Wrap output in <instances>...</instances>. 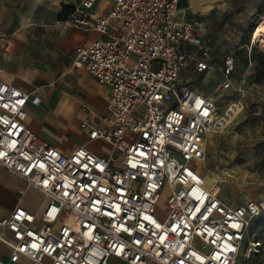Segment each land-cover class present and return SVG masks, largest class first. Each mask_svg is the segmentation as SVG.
<instances>
[{"label":"built area","instance_id":"2783aa9c","mask_svg":"<svg viewBox=\"0 0 264 264\" xmlns=\"http://www.w3.org/2000/svg\"><path fill=\"white\" fill-rule=\"evenodd\" d=\"M98 1L81 0L68 22L102 35L75 49L74 65L110 90L108 111L80 124L108 152L80 145L66 154L42 139L26 124L28 103L42 99L7 82L0 65V164L49 198L40 216L17 206L0 220L10 262L237 264L264 198L229 204L191 165L205 162L216 129V102L186 77L212 68L203 23L182 14L181 0H113L102 13ZM236 67L226 54L224 88Z\"/></svg>","mask_w":264,"mask_h":264},{"label":"rangeland","instance_id":"374dc122","mask_svg":"<svg viewBox=\"0 0 264 264\" xmlns=\"http://www.w3.org/2000/svg\"><path fill=\"white\" fill-rule=\"evenodd\" d=\"M49 1L57 4L61 0ZM65 1H67L65 4L71 5L81 3V0ZM235 2L231 15L225 16L223 20H216L213 16L216 27L209 28L206 25L201 29V32H204L203 38L210 48L212 68L204 74L189 71L186 75L193 88L213 98L217 104V118H221L218 132L210 134L205 162L193 161L191 165L203 171L207 176L208 184L215 186V195L229 204L264 198V42L253 43L252 40L253 30L263 16L264 5L258 6V0H235ZM5 10V0H0V31L3 33L11 32L19 23L32 19L35 15L30 9L24 13L21 5L17 7L15 5L8 15L7 23H3V26L1 20ZM56 21L58 25V20ZM226 54H233L237 61L236 71L232 76L233 83L229 88L223 87L225 78L222 67ZM59 57L64 60L65 65L57 72L56 90L51 96L44 94V97L49 100L50 105H54L66 94L80 101L86 99L89 91L85 89L83 81L90 80L89 75L84 76L88 71L75 67L74 58H72L73 63L70 64L65 55ZM79 109L81 110V107ZM83 109L86 108L83 106ZM82 112L83 115L89 114L88 109ZM61 117L68 127L73 120L75 124L79 119L81 120V117L69 118L65 110L62 111ZM85 118L90 116L85 115ZM37 119L40 120L38 117ZM48 124L54 125V122L49 120L46 127L54 133L52 136L59 138L65 146H70L73 141L79 140L77 136L69 135L68 127L65 133L61 132L59 136L60 130ZM169 194V187L165 186L157 208L159 217L166 214ZM258 241L261 246H255L254 243ZM262 263H264V225L259 218H255L243 242L237 264ZM109 264L121 263L113 257Z\"/></svg>","mask_w":264,"mask_h":264},{"label":"crops","instance_id":"0c3cea01","mask_svg":"<svg viewBox=\"0 0 264 264\" xmlns=\"http://www.w3.org/2000/svg\"><path fill=\"white\" fill-rule=\"evenodd\" d=\"M63 3H67V1L61 0L55 4L49 0H5L6 10L3 12L1 20L3 26V23H7L8 15L15 5L16 7L21 5L22 12L25 13L30 9L35 15L32 19L19 23L11 32L0 31V65L4 70L3 77L7 82L30 93L32 98L38 96L42 99L40 106H36L32 100L28 103L26 118L27 126L42 139L66 154H70L80 145H84L96 153L104 154L108 152L110 144L102 140L91 141L87 132L79 126L85 120V115L92 117L94 114H103L108 111L110 90L107 86L99 83L87 70L88 73L85 72L84 76L89 75L90 80L84 82L83 78L81 81H83L85 89L89 91V95L86 99H81L83 103L80 99H73L66 94L64 97H60L54 105H50L49 100L44 97V94L51 96L56 90L57 72L62 70L65 65L59 55H65L72 64V58L75 60L77 47L88 46L102 36L96 30L86 31L79 26L70 24L68 20L59 21L57 14L61 11ZM112 3L113 0H99L96 12L106 11ZM180 3H182L180 5L182 14L188 19L199 20L203 26L208 25L209 28H214L216 22L213 16L216 20H223L225 16L231 15L236 2L235 0H181ZM257 5H264V0H258ZM240 18L242 17L240 16ZM56 20H58V25ZM235 20L239 21L238 18ZM62 23L66 25L61 26ZM201 35L204 37V32H201ZM203 39L205 40V38ZM82 105L88 109L89 114L85 112L86 114L83 115ZM64 110L70 116L69 118L81 117V120L79 119L77 124L73 120L70 127L66 126L61 117ZM49 120H52L55 125L54 127V125L48 124L50 127H57L60 130L59 136H61V132L65 133L64 131L68 127L69 135H75L79 140L73 141L70 146H65L59 138L52 136L54 133L46 127ZM207 150H209L208 143ZM48 202L49 198L40 189L28 184L24 178L0 164V220L12 213L17 206L40 216ZM1 230L0 226V233ZM7 235L10 233L7 232ZM10 252L8 246L0 243V259L8 264H30V261L24 257L17 263L10 262ZM116 259L121 264H126L122 259Z\"/></svg>","mask_w":264,"mask_h":264},{"label":"bare ground","instance_id":"6f19581e","mask_svg":"<svg viewBox=\"0 0 264 264\" xmlns=\"http://www.w3.org/2000/svg\"><path fill=\"white\" fill-rule=\"evenodd\" d=\"M253 39L255 41L259 40L260 42H264V20L263 19H260L258 24L255 26V28L253 30ZM215 118H216V125H215L216 129H213L212 132H218V129H219L218 126L221 122V120H220L221 118H217V114H215ZM207 143H208V141H207ZM207 143H206V147H207Z\"/></svg>","mask_w":264,"mask_h":264},{"label":"trees","instance_id":"16d2710c","mask_svg":"<svg viewBox=\"0 0 264 264\" xmlns=\"http://www.w3.org/2000/svg\"><path fill=\"white\" fill-rule=\"evenodd\" d=\"M181 4L182 3H180V5ZM75 9V5L63 3L61 5V11L57 14V19L59 21H67L69 17L74 13ZM259 221H261L262 225H264V217L259 218Z\"/></svg>","mask_w":264,"mask_h":264}]
</instances>
